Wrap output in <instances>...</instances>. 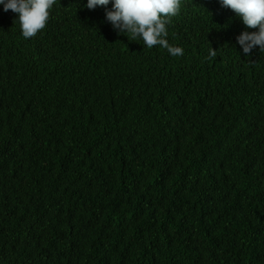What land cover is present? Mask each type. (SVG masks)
Instances as JSON below:
<instances>
[{"label": "trees", "instance_id": "obj_1", "mask_svg": "<svg viewBox=\"0 0 264 264\" xmlns=\"http://www.w3.org/2000/svg\"><path fill=\"white\" fill-rule=\"evenodd\" d=\"M185 2L182 56L111 4L56 0L29 39L0 6V264H264V53Z\"/></svg>", "mask_w": 264, "mask_h": 264}, {"label": "clouds", "instance_id": "obj_2", "mask_svg": "<svg viewBox=\"0 0 264 264\" xmlns=\"http://www.w3.org/2000/svg\"><path fill=\"white\" fill-rule=\"evenodd\" d=\"M213 2L214 9L227 17L225 25L245 30L236 37V43L243 54H251L257 47L264 53V0H204ZM56 0H0L4 12L11 10L17 14L21 34L25 39L36 36L49 22ZM111 4L106 12V20L113 30L132 39L139 38L151 49L159 46L171 56H182L184 50L172 46L168 40L171 19L181 10L185 0H87L84 6L89 10ZM216 5V6H214ZM212 47L208 58L216 56Z\"/></svg>", "mask_w": 264, "mask_h": 264}]
</instances>
